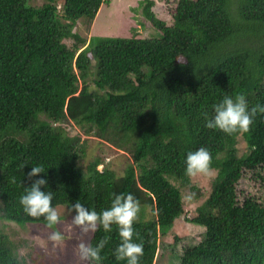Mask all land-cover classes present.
I'll return each instance as SVG.
<instances>
[{
	"label": "trees",
	"instance_id": "obj_1",
	"mask_svg": "<svg viewBox=\"0 0 264 264\" xmlns=\"http://www.w3.org/2000/svg\"><path fill=\"white\" fill-rule=\"evenodd\" d=\"M109 2L0 0V217L47 225L19 202L36 178L27 176L31 164L43 163L46 173L36 175L47 176L56 206L78 198L99 211L114 193H134L140 264H155L160 238L185 214L181 188L200 195L184 161L204 146L216 173L196 214L184 216L204 230L184 246L180 264H264V113L248 131L231 134L206 127L203 115L225 94L264 104V0H176L170 22L152 11L154 0H140L154 35L133 29L129 36L87 37L75 29L80 21L88 29ZM70 122L87 137L69 133ZM88 136L132 161L121 173L98 168L100 156L85 159ZM245 172L263 192L240 199ZM105 234L103 264H126L114 252L118 226L110 233L98 227L89 241ZM0 264H26L1 229Z\"/></svg>",
	"mask_w": 264,
	"mask_h": 264
},
{
	"label": "rangeland",
	"instance_id": "obj_2",
	"mask_svg": "<svg viewBox=\"0 0 264 264\" xmlns=\"http://www.w3.org/2000/svg\"><path fill=\"white\" fill-rule=\"evenodd\" d=\"M140 0H110L109 3H102L93 22L87 29L82 21L77 22L75 29L82 35H107V36H129L133 29L138 36L154 35L156 30L147 19L141 14L142 7L138 4ZM42 0H28L29 4L37 5ZM152 11L160 18L170 22L171 10L176 0H154ZM66 42L72 43L67 39ZM69 133L79 132L81 138L87 137L74 125L73 122L66 124ZM240 150L245 148V142L241 137L238 138ZM95 156H100L103 163L98 165H108L118 173L123 172L127 162L132 161L130 154L115 148L111 143L100 140L96 136H88L87 156L89 161ZM216 171L211 169L208 174H197L192 176L195 185L200 188V195H194L185 187L181 188L183 193L184 211L175 222L170 231L159 240L156 252L155 264H180V255L184 246L199 240L204 229L203 226L185 219L196 214V207L205 199L210 191V182ZM239 198L245 195L263 192V187L257 177H253L250 172H245L237 185ZM61 212V221L53 226L59 229L64 239L53 241L50 233L53 227L45 223H29L19 225L14 221L0 217V229L16 245V252L25 258L26 264H88V261L80 258L78 254V244L81 240L89 241L92 232L84 233L74 225L72 214L66 206H57ZM147 211L145 215L147 216ZM178 236V240L174 238Z\"/></svg>",
	"mask_w": 264,
	"mask_h": 264
},
{
	"label": "clouds",
	"instance_id": "obj_3",
	"mask_svg": "<svg viewBox=\"0 0 264 264\" xmlns=\"http://www.w3.org/2000/svg\"><path fill=\"white\" fill-rule=\"evenodd\" d=\"M257 113H264V104L257 102L249 106L246 96L238 93L235 96L223 95L212 105V112H205L203 115L206 127L231 134L248 131ZM211 161L212 155L207 147L201 146L195 150H189L185 155V171L189 175L208 174L212 167ZM46 170L43 163L31 164L27 176L36 178L31 179V183L25 185L19 202L26 214L42 218L49 227H53L61 221L62 212L53 203L54 191L48 186L47 176L36 175L46 173ZM66 207L73 213L74 225L84 233H94L98 227H102L105 233H110L113 225L118 226L120 243L114 250L116 259L125 260L126 264H140L144 254V243L142 240L133 239L134 235H138L133 225L139 217L141 204L134 193L130 191L114 193L110 206L99 211L94 207H86L78 198L68 203ZM154 211L158 213L159 209ZM50 239L62 241L64 235L59 229L53 227ZM108 240L109 235L107 234L95 244L81 240L78 244L80 258L90 261L91 264H103L101 250Z\"/></svg>",
	"mask_w": 264,
	"mask_h": 264
},
{
	"label": "bare ground",
	"instance_id": "obj_4",
	"mask_svg": "<svg viewBox=\"0 0 264 264\" xmlns=\"http://www.w3.org/2000/svg\"><path fill=\"white\" fill-rule=\"evenodd\" d=\"M116 145V144H115ZM237 211V210H236ZM239 227H240V225H239ZM204 230V229H203Z\"/></svg>",
	"mask_w": 264,
	"mask_h": 264
}]
</instances>
